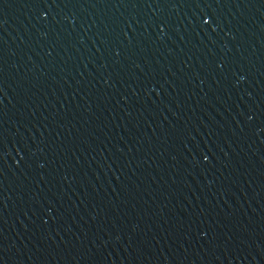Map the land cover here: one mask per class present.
I'll use <instances>...</instances> for the list:
<instances>
[{"label":"water","instance_id":"95a60500","mask_svg":"<svg viewBox=\"0 0 264 264\" xmlns=\"http://www.w3.org/2000/svg\"><path fill=\"white\" fill-rule=\"evenodd\" d=\"M0 264H264V0H0Z\"/></svg>","mask_w":264,"mask_h":264}]
</instances>
